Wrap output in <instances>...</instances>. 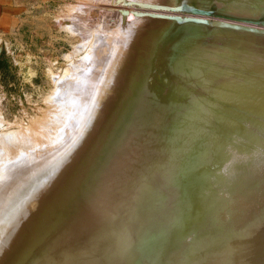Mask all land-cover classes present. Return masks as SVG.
Masks as SVG:
<instances>
[{
	"label": "bare ground",
	"instance_id": "6f19581e",
	"mask_svg": "<svg viewBox=\"0 0 264 264\" xmlns=\"http://www.w3.org/2000/svg\"><path fill=\"white\" fill-rule=\"evenodd\" d=\"M176 1L177 0H175L174 2H176ZM196 1H198L197 3H200V4L201 3L203 4L204 1L207 2V0H182L183 4H184V2H185V4H187V7H188V3H196ZM216 1L220 2V3H218V5L220 7H222V9H223V7L225 8L227 5V4L225 5L226 1L223 2L224 0H220V1L216 0ZM234 3H235V0H234ZM230 4H231V2H230ZM191 5L189 4L190 7H191ZM196 7H197V5H196ZM203 7H204V5H203ZM210 7H212V6H210ZM204 9L202 8L200 10H204ZM182 10H184V9L182 8ZM228 10L231 11L232 9H228ZM223 12H224V10H223ZM182 13H184V12H182ZM194 13H192V14H194ZM204 13H205V11H204ZM257 16H260V15H257ZM235 17H236V14H235ZM243 17H245V16H243ZM177 18H178V16L176 17V19ZM258 18H260V17H258ZM168 20L170 21V19H168ZM161 22L162 21L160 19H157V17L154 19L150 18V17H143V18L138 17V19L135 20V22H133L134 26H132V25H129L130 27L126 26L129 28L125 29V31H126V32L124 31L125 33L122 32V34L120 36H118V34L116 35L117 32H115V34H113V35L110 34V36L116 35L115 38L113 37L114 40L111 37H109V38L111 40H113V42L115 41V43L120 40L121 45L118 44L119 46L117 45V47H116V45L111 42L116 47V48L115 47L113 48L112 44H109L110 46H112L113 49L109 46L108 51L111 52L110 55H108L109 52H107V53L105 52L104 55L107 54L108 56L107 55L106 56L108 58L110 56H112V57H110V59L112 58V60H109V61L106 60V61H108V63L113 61L112 62L113 67L110 65L111 68L108 67L110 70L108 71V68H107V73H102V75L98 79L97 83L94 85L91 97H88L87 100L85 101V99H86V95H85V97L83 99L82 105H84V103H85V107L83 108L85 110L84 111L85 116L83 118V122L80 123L81 126L79 125L78 126L79 128H76V131H77L76 135L77 136H75L74 135L75 132L72 131L74 133L71 135L75 136V137L73 136L74 139L72 140L73 137L72 138L68 137L70 140L65 139L67 141L66 142L67 144L69 142H72V143H74L75 146H73V148L69 147V148H71V150L67 149V147L62 148V149L60 148V151L57 152V153H59V155L56 153V156L54 158L57 161V164H55L56 166L54 165L55 162L53 163V165L55 166L54 169L50 168L49 171L48 170H45V171L42 170V171H39L38 173H36L35 175L32 174L34 176L31 179L28 177L27 178V180L29 179L28 181L24 182V180H23V183L20 186H15V188H13V189L10 187H5V188L1 189V192H0V264H157V262L153 263V260H151V252H149V250L152 247L151 243H152V235L154 234V230H155L154 241H155V244H157V247L160 249V251H159L160 257L158 258V264H166L167 263V256H169L172 260H177V256H179L178 258L180 259V261L183 263H187V264H189V263L190 264H194V263L195 264H264V154L258 156V154L261 151L259 153H257V151H258V150L256 151L257 147H256V149H254L255 148L254 146L258 145V143L256 142L258 138L255 137L256 138L255 143H257V144H254V145L252 144L254 147L253 151L254 152L256 151V153H253V151H251L252 146L250 144L244 145V146H234L235 143L232 144L230 138L228 137L229 128H227L226 126H222L223 127L222 130L220 129L221 131H219L217 134L211 133V132L208 134H204L202 132L201 122H198V120L195 121L198 124L193 125L194 127H191L192 125L190 126L191 123L189 120L192 117H194V116H192V114L194 112L191 114L192 108L194 107V109H195L197 107L195 105L200 103L201 102L200 100L205 99L204 98L205 90H206L205 88H208V86H210L211 83H213L215 80H217L221 74L219 75V73H217V71H215V69H213V67L211 68L210 66L203 65L202 60L198 59V55L200 54L201 49L198 50L199 47H198V45L196 46L195 44L201 40H198L196 42V40L187 39V37H186V38H184V40L187 39V41L188 40L189 41L188 42L185 41V43L182 45V42L175 41L174 38H172L173 40L171 39V36H173L172 34L175 31L172 30L173 31L172 33H170L171 31L169 33H167L166 29H164L165 26H163L161 24ZM171 22H173V21H171ZM227 22H229V21H227ZM181 23H183V22H181ZM194 23H197V22H194ZM249 23H250V21H249ZM130 24H132V23H130ZM167 25H168V23H167ZM171 25H173V24L171 23ZM258 25H260V24H258ZM182 26L186 27L185 23ZM255 26L258 27L257 25H255ZM176 27H177V25L175 26V28ZM190 28H191V26H190ZM79 29H81V28H79ZM163 29L166 31L167 34H169V36L171 34V36L169 38V42L166 44L164 42L165 40L162 39L163 38L162 36L164 34ZM198 29H199V31L201 30L200 28H198ZM227 31L229 32V30H227ZM197 32L198 31H196V33ZM233 32H235V31H233ZM175 33H178V32H175ZM181 33H178L177 34L178 36L175 34L176 40L178 39L177 37H179V36H180V38H182L181 36L184 33L183 34H181ZM186 33H187V31H186ZM191 33H189V34H191ZM240 33H241V31H240ZM242 33H241V35H244V32H242ZM211 34H213V33H211ZM216 34H218V32ZM187 35L185 34V36H187ZM245 35H246V32H245ZM247 35H248V32H247ZM249 35H251V34H249ZM260 35H262V34H260ZM166 36L167 35H165V37ZM199 36L201 39V37H204L206 35L204 34V36H202V35H199ZM221 36L224 37V34L221 33ZM254 36L256 37V35H254ZM116 37H119L117 39V41L115 40ZM214 37H216V36H214ZM180 38H179V40H180ZM188 38H191V37L188 36ZM197 38L195 37L194 39H197ZM212 38L213 37L211 36V39ZM110 39H109V41H110ZM161 39L164 41H161ZM230 39H232V38H230ZM205 40H206V38H205ZM205 40H204V42H205ZM158 41H161V42L159 43ZM235 41H236V39H235ZM166 42H167V39H166ZM208 43H210V42L208 41ZM201 44H203V42H201ZM229 45H231V43L228 44V46ZM203 47H204V45H203ZM216 48H217V46H216ZM216 48H215V50H217ZM222 48H223V46H222ZM241 48L243 49L244 45L243 46L242 45H238V46L234 45V49L236 51L233 50L231 52H228V54L225 53L226 51L223 53V55L224 54L227 55V58H225L226 60L224 59L225 65H223L226 68V70L224 71L223 74L228 76L227 78H230V77L232 78L234 76L239 77V76L249 72L248 70L250 68L248 69V65L244 64L243 62L240 61L242 56L240 57V55L238 56L236 54V53H239L237 51H238V49H241ZM206 49L207 48H204V50H206ZM230 49H231V47H230ZM159 50L163 52L162 57H160V56L159 57L163 58L165 60V63L168 67L169 75H167V73H166L167 76L166 75L160 76L158 79L159 82H157L158 85L160 83V85H162L161 87L164 88L165 83L168 84V87L170 89L169 94L172 91H174V89L177 90L176 88H179V89L181 88L183 90H187V87H191L193 89L191 92V96L189 95L190 91L188 93H186L185 95L187 97L185 96V98H183V102L180 103L179 109H175V111H177L176 114L178 115V120H179L180 124L175 125L174 122H173V124L169 123V124H171L170 126L173 125L172 129H171L172 131L170 132V130H167V132L169 131L170 133L169 132L167 133V139H166L167 142L164 145L162 144V142H163L162 136L159 137V133L156 131V129L160 125L154 126L155 125L154 123H156L158 120L161 119L162 112H163V114H165L164 113L165 111H164V109L162 110V108L166 106V103H167L166 102L167 101L166 95L167 94L160 92L157 95L156 99L158 101L160 100L161 103L157 102L156 107L150 105L151 102L149 103L148 102L149 100L147 102H143L145 100L140 101L141 98H143L141 96H140V100H138L136 98L135 99L133 98V100L131 102H129V100H128L129 103L126 102L127 99H126V101L124 99V97H126L125 95H127L130 92L129 90H130L131 86H132V88L133 87L137 88V87L142 86V84H143L142 81L138 80V78L141 76V73H145L146 71H148V66H147V68H145L144 65L142 66V68L144 67L145 69H147L146 71H143L144 69H142L141 66H139L142 64L139 62L140 60H142V56H144V59H145V52H146L149 54V59H150V57L152 55L158 56V54L160 52L158 54H155V53H157ZM208 51H210V50H208ZM244 52H242V53H244ZM250 52H252V51L249 50V55H250ZM213 53H214V50H213ZM211 54H212V52H211ZM245 54H246V52H245ZM251 56H252V54H251ZM105 57H102V59L107 58V57L106 58ZM205 57L206 56H204V58ZM239 57H240V59H239ZM134 58H136V61H138L137 59H140L138 61L140 63L139 65L138 64L134 65V62H136L134 60ZM199 58H202V57H199ZM213 58H215V57H213ZM104 59L102 61H104ZM248 59H250V58H248ZM146 60L148 61V58ZM243 60H244V57H243ZM153 62H154V60H153ZM186 62H187V64L189 62V65L190 64L191 65L189 67L186 65V67H185ZM212 63H214V62H211V64ZM216 63H217V61H216ZM246 63H248V60ZM105 64L106 63H104L103 66H105ZM219 64H221V63H219ZM166 65H164V67ZM139 67L141 69H139ZM161 67H163V66H161ZM254 67H256V66H254ZM134 68H135L136 72L134 71L135 74H132ZM205 68H206V70H205ZM214 68H216V67H214ZM256 68L258 69V67H256ZM219 70H221V69H219ZM104 71H106V67H105ZM260 71H262V70H260ZM257 72L258 71H256V73ZM161 74H163V73H161ZM201 74L204 75V77H205V78L202 77L203 80L206 79L208 81V86L206 85L205 81L203 83H202V80H200L199 82H196V79ZM91 76H92V74H91ZM258 76L255 78H258ZM146 77H145V80H147ZM245 77H247V76L245 75ZM252 77H253V74H252ZM227 78H225V79H227ZM139 79H141V78H139ZM242 79L237 78V80H235L232 83L230 81H229L230 83L223 81V82H225L223 84L224 86L222 87V88H224V90L220 89L221 92L223 91L222 94L221 93L218 94L219 92L217 93V95L216 94L214 95L213 93H209V94H213V96H217V99L219 101H220V99H222V97L220 96L221 98H219L218 95L223 96V94H224L223 98L225 96L229 97V99L235 98V99H237V101L235 103L240 102V101H238L240 95H245V94H242L243 93L242 90L245 88L247 89L246 85L250 82L249 81L246 84V82L248 80L245 82ZM258 79H256V80L260 81ZM261 79H264V78H262V76H261ZM132 80L135 82H132ZM153 80H155V79H153ZM189 81L194 82L195 84L191 83V85H190ZM130 82H132L131 84H133V85L135 83V85L134 86L131 85ZM256 82H253V83H256ZM215 84H216V82H215ZM218 84H216V87ZM260 84H258V85H260ZM262 84L259 87H261V86L263 87ZM80 85H81V83L76 84L74 86V90L72 92V95L76 94L77 90L80 89ZM129 85H131V86H129ZM254 85L252 84L253 87H254ZM143 86L150 88V89L154 88L152 81H145ZM220 87H221V85H220ZM91 88L92 87H89V89H91ZM209 89H211V88H209ZM255 89H256V87H255ZM167 90L168 89H164L165 92H167ZM211 90H213V89H211ZM211 90H210V92L216 91V90H213V91H211ZM256 90L258 92H260L259 90H263V88L262 89L257 88ZM133 91H135V90H133ZM257 91L255 92L256 94H257ZM208 92H209V90H208ZM245 92L247 93V90ZM261 92H263V91H261ZM130 93H132V91ZM152 93H154V92H152ZM152 93H150V94H152ZM193 93H196V97L195 96L192 97ZM209 94H208V96H207V93L205 95V97L207 96L206 97L207 99L209 98ZM259 94H261V93H259ZM61 95H62V93H61ZM170 95H172V94H170ZM188 95H189V97H188ZM263 95H264V93H263ZM177 96H179V95H177ZM210 96L212 98V95H210ZM127 97H128V95H127ZM226 97H225V99L227 100L228 98H226ZM243 97L246 98L247 96L245 95ZM252 97H253V95H252ZM211 98L209 100H211ZM257 98H258V96L256 97V99ZM261 98H263V97H259V99H261ZM207 99H205L206 102L208 101ZM213 99H214V97H213ZM217 99L216 100L214 99V100L217 101ZM229 99H228V101L224 100V102L223 101H221V102L223 104L226 103L225 105H227V104L230 105V104H232L230 102L235 100V99H233V100L230 99L231 101H229ZM146 100H147V98H146ZM169 101H171V100H169ZM198 101H200V102H198ZM260 101H262V100H260ZM62 102H64V100ZM123 102H126V104L128 103V106L127 107L125 106L126 108L122 107L124 109L121 110L122 112H120V109H122L120 107V105L125 104V103L122 104ZM178 102H180V101L178 100ZM211 102H212V100H211ZM221 102H218V103H220L219 105L222 104ZM60 103H61V101H60ZM212 103H210V106H213L216 104L215 102H214L215 104L214 103L212 104ZM173 104H175V103H173ZM200 104H198L200 106L199 109L202 107ZM207 104H209V103H207ZM251 104L253 105V107L254 106L257 107V105H254L255 103H251ZM205 105L206 104H204L203 107ZM219 105H218V108H219ZM229 105H227V108L232 107V105L231 106H229ZM236 105L238 106L239 103ZM215 106H217V104ZM119 107H120V109H119ZM244 107L245 108H243V109L240 108V109L243 110L242 115L245 114V116H246V114L249 112L250 109L247 112V110H245L246 106H244ZM256 107H254V108H256ZM175 108H177V107H175ZM220 108H223V107H220ZM202 109L200 111L203 113ZM161 110H162V112H161ZM170 110L172 111V109H170ZM215 110H216V107L214 108V110L212 109V112L213 111L215 112ZM233 110H235V109H233ZM237 110H235V111H237ZM251 110H250V113L252 114V112H254V111L251 112ZM61 111L57 112L54 117H51V119H49V121H46L47 123L45 124V127H43L44 123H42V127L45 130L43 135L47 136V138H49L48 137L49 135H53L54 133L57 132V128L59 125L58 126L56 125L57 120H58V118H56V117H59L60 115H62ZM210 111L209 110H208V112L206 111L207 114L209 113L208 114L209 117L214 115V114L212 115V113ZM219 111H220V109H219ZM221 111H222V109H221ZM226 111H229V110H226ZM226 111L224 110V112L223 111L222 112L226 113ZM245 111H246V113H244ZM257 111H255V112L257 113ZM262 111H260V112L262 115H264L263 114L264 109ZM115 112H117V114H120L117 116V118L114 116L116 114ZM201 112L199 113L200 115H201ZM222 112L219 114H222ZM238 112L240 113V111H238ZM238 112H236V113H238ZM172 113H173V111H172ZM210 113H211V116H210ZM227 113L231 116V114L233 115L234 112L231 113V110H230V113L229 112H227ZM81 114H83V113H81ZM203 114H202V116H203ZM217 114H218V111H217ZM261 114L259 113L258 115L261 116ZM129 115L134 116V118L133 119L131 118L132 120H130V121H135V122H133V124L136 123L138 125V122H141L139 124H141V126H142L143 124L146 125V123H150L151 126L149 125L150 127L149 126L148 127L151 129L152 133L150 131L149 132L146 131V133H144V134H146L145 136H147V133L148 134L151 133V135L149 134L148 139H146L147 137H145L143 135V130H141L140 128L138 129L136 127V124L134 126H130L131 125L130 124L124 130H122L123 128L122 129L120 128L121 130L119 129V127L121 125H124L123 123ZM247 115L248 116H246V117L250 116L249 114H247ZM258 115H257V117H258ZM79 116H80V113H79ZM111 116H113V119L115 117V119H114L115 123L113 124V128L109 133H108V131H106L108 134L104 133L105 131L102 129L103 127H101V129H100L101 131L103 130L102 131L103 134H101L102 132L101 133L97 132L98 134H101L102 136L105 134H107V135H106V137L105 136L102 137L99 135L100 138L105 137L103 142L99 140L100 138L98 136L99 139L97 138V140H99L101 143V144H99L100 146L98 145L99 148L96 146L98 144L97 140H96V142H95V140H93L94 143H97L95 145L97 147L96 148L97 150L94 149L95 153H93L94 155H92V159H91V157L88 156L91 159V160H89L87 155L92 154L91 153L92 149H89V148H91V146L93 145V144L90 145V141H91L92 135L95 133V127L97 125H101V124H103L104 126L105 125L108 126L107 124H105V122L107 121V119L109 121ZM202 116L200 118L197 115V119L205 118V116L203 118H202ZM233 116H235V115H233ZM233 116H232V118H233ZM238 117L240 118V116H237V118ZM173 118L174 117L172 116V119ZM227 118H228V115H227ZM234 118L236 119V117H234ZM253 118H251L250 121L251 122L253 121L256 123L257 121H254V119H257V118H254V119ZM80 119H82V118H80ZM111 119H112V117H111ZM123 119H125V120L123 121ZM129 119H130V117H129ZM195 119H196V116H195ZM241 119H242V117H241ZM243 119H245V118L243 117ZM243 119L242 120L239 119V120L243 122L244 121ZM246 119L248 120V118H246ZM173 120H171V121H173ZM191 120H193V119H191ZM247 120L245 122H247ZM111 121H109V123H111ZM199 121H201V120H199ZM202 121H203L202 122V124H203L206 120H202ZM258 121L260 123V120H258ZM76 122H77V120H76ZM263 122H261V123H263ZM205 123L203 125H205ZM218 123L220 124V122H218ZM248 123H249V121H248ZM183 124L186 126V132H184V135H183L184 140L182 141L181 146L178 148L177 133L178 132L180 133L182 131L181 128H182ZM222 124H224V123H222ZM257 124L258 123H256V125ZM250 125L253 126L254 124H250ZM138 126L140 127V125H138ZM175 126H177V127L175 128ZM247 126L248 125H246V127ZM252 126H249L250 129ZM263 126H264V124H263ZM52 127H54L53 131L51 130ZM72 127H73V125H72ZM236 127H238V126L236 125ZM260 127H258V128H260ZM116 128H118V130ZM135 128H137V131L141 130V132L135 131ZM167 128H168V126H167ZM208 128H210V127H208ZM105 129H107V128H105ZM108 129L110 130V128H108ZM74 130H75V128H74ZM244 130H245V128H244ZM253 130H255V129L252 128L251 131H253ZM258 130L260 131V129H258ZM41 131H43V130H41ZM164 131L165 130L163 129V132ZM184 131H185V128H184ZM251 131H249V132H251ZM262 132H264V131H262ZM97 133H96V135H97ZM137 133L138 134L140 133V140H138V141H141L140 144H142V145L140 147V150L142 149L143 151L141 150L140 155H138V153L137 154L135 153L136 154V158H135V156H132V155H134L132 153L137 148L135 145L136 144L135 140H134L135 135ZM185 133H187L186 138H185ZM258 133L255 134L257 137H258V135H257ZM182 134H183V132H182ZM261 136H263V134H261ZM95 137H97V136H95ZM136 137H137V135H136ZM33 138L34 137L32 136L31 132H23V133L22 132L21 133L12 132V133H9L7 135H3V137L0 138V161L5 160L6 157H10V155L12 154L11 153L12 151H16V150L18 151L19 148H25L26 146H28V141L34 140ZM137 138H139V136ZM240 138L242 139V137H240ZM93 139H95V138H93ZM261 139H258L259 142L264 141V139H262V141H261ZM146 140H148V141L146 142ZM127 141L131 145L129 147L125 144L126 148L128 147L126 149V148H124L125 147L124 143ZM248 142H250V141H248ZM263 143H262L260 149H263L262 148ZM31 144H32V142L30 143V145ZM39 144H40L39 142H34V144H32V146H38ZM67 144H65V145H67ZM107 144L111 145V146H108ZM144 144L146 146L145 148L148 147V149H149L148 151H147V149L144 150ZM65 145L63 147H65ZM17 146L19 148H16ZM162 146H163V148H162ZM259 146H258V148H259ZM175 147H177V149H179L180 152L183 149L182 163H183V165H186L187 168H189V172H190L189 177H186V180H187L186 185L188 184L190 191L186 192L185 195L187 196V193H191V194H189V199L191 200V203H193L194 205L197 203L196 208H193V210L191 212H193L194 216H195L193 219H196V221L198 222V228L200 227L199 233H201V234H199V237H200L201 241H200V245H196V247H191V249H190L191 253L185 252V248L178 249L176 246V244L178 242L180 243V246H181V243L183 240L186 241L187 240L186 238L192 237L191 234L186 232V229H190V227H191V226H189V223H187V219H185L187 217V212L183 211L182 218L184 219V223H182V225L179 228H178V223H177L176 217H174L172 211L170 212V206L173 207L172 201H170V199L172 200L173 198H175V187L177 185V182H176L177 179L174 177L172 167H170V162H171V159L173 157ZM110 148L112 150H110ZM78 149H80V150H78ZM90 150H91V152H89V154H87V152ZM76 151H77V155H74V154H76L75 153ZM101 151L104 153H101ZM137 151H139V149H137ZM193 151H196V155ZM108 152H109V154L112 155V156L110 155V157H112V159L114 157V160L115 159L118 160L117 163L113 166H111V165H109V163H107L109 160L107 162H104L105 164L106 163L108 164L107 166L102 164V157H104L103 160L105 161L106 156H107L106 154ZM99 153H101V154H99ZM263 153H264V151H263ZM97 154H99L101 157V163H99L97 161L98 164H96V166L94 167L96 169V171L94 172L89 167L91 165H93V166L95 165V164H93V162H94L95 158H98V156H96ZM84 156H86L87 158H85V159H88L90 162L88 163V160H83V161H87V163H88V164H86L85 168H83V170L76 175H75V173H76L75 172L74 173L75 176L71 175L72 171H74L73 169L75 168V165H77V162L81 158H83ZM100 157H99V159H100ZM107 157H109V155ZM160 157H163L164 164H162ZM178 159H179V157H178ZM72 160H74V161H72ZM114 160H111V161H114ZM47 162L48 161H46V163ZM84 163H86V162H84ZM176 163H178V161ZM81 165L82 164H80V166ZM38 166H40V165H38ZM93 166H91V168H93ZM173 166H175V165H173ZM31 168H33V167H31ZM86 168L90 169V171H88L89 173L86 172V170H87ZM91 170H92V172H94V174L96 173L97 175L99 174V172L101 173L102 171H104V172H106V176L108 178V179L107 178L102 179L103 181L99 180L101 185L99 187L97 185V187L94 188L95 190H92V191H90L89 189H91L90 188L91 187V181L95 177H93V174H91ZM75 171H76V168H75ZM97 171H98V173H97ZM34 172H36V171H34ZM28 173H30V172H28ZM146 173L150 175L149 176V178H150V184L149 185L152 184V186L155 187L153 189V191L155 189H158V191H159V188H158L159 186H161V188H163V189L160 188L161 190H163L162 195H161L162 197L160 198V195H158V193H156V192L155 193L158 196H156V194L154 192H152L153 194L152 193H148L147 195L145 194L144 197L143 196L142 197L146 199L145 196H147L146 201H147V203H149V204H147L149 206L146 207V204H144L145 206H143V207L147 208V209L144 208V210L143 209L141 210V207H140L141 211L147 210L146 214H144L145 212L144 213L142 212L145 216L143 215L141 217L140 216L138 217L137 216L138 214H134L137 216V217L135 216L136 218L134 217L135 219H133V218L132 219H126L125 217H124L125 219H121V218H123V216L125 214V213L122 214V211L124 212V210L127 209L126 207H128V210H129L130 209L129 207L132 208L136 204L135 203L136 201H134L132 199L134 196L132 194H136V192L137 193L141 192L142 194H140V195H143L144 192L138 191V189H139V187H140V189L141 188L145 189V188H143L141 186L136 187V185L142 184V183L137 184V183H139V180L137 178H139L143 174L145 175ZM83 174H84V176H87V175L89 176L88 178L84 177L85 178V179H83L84 182L82 181V178H81V176ZM96 174H95V176H96ZM145 176L147 177L148 175H145ZM145 176H144V180L146 181L149 178L145 179ZM1 177H3V176H1ZM1 177H0V179H1ZM99 177H100V175H99ZM80 178H81L82 184L79 181ZM98 178H95L93 181L95 182V180ZM140 178L142 179V177H140ZM136 179L138 180V182L135 185L132 182L135 181ZM141 179H140V181H141ZM2 180H5V179L2 178ZM148 181H147V187H148V183H149ZM156 182H157V184H159V186L156 184ZM89 184H90V187H88ZM128 184H129V187L132 188L131 190H129V192H130L129 195L130 194L131 195L128 198H124L125 193H126L125 191L127 189H130L129 187H127ZM180 185H181V183H180ZM183 185H182V189H183ZM93 187H94V185H93ZM147 187H146V189H147ZM132 191L135 193H133ZM183 191H184V189H183ZM127 194H126V197H127ZM160 194H161V191H160ZM194 196H196V197L194 198ZM129 198H131L133 200V202L135 203L133 206H131V204L133 202L131 203V200H129ZM137 203L139 204L141 202H137ZM117 205H120L121 209L119 208L118 210H121V212L120 211L117 212V210H116L117 208L115 209V207H117ZM139 205L137 206V208H139ZM122 207H123V210H122ZM130 210L132 211V209H130ZM136 210L137 209L134 210L135 211L134 213L140 212L139 209L137 210L138 212H136ZM116 212H117V215L113 214V216L114 215L116 216V217H114V219H113V217H109L112 219L107 220V219H104V217H103L104 216L103 214L110 215V213H116ZM130 213H132V212H130ZM126 215H127V213H126ZM127 216L129 217V215H127ZM132 216H130V217H132ZM106 217H108V216H106ZM199 219H201V220L204 219V220H202V222L199 223ZM125 221H128V222L125 224ZM221 231H223V233H224L223 238L219 237ZM176 232L177 233L181 232L182 233L181 235H184V237H182L181 239H179L178 237L176 238ZM186 246H187V248L190 247V246H188V244Z\"/></svg>",
	"mask_w": 264,
	"mask_h": 264
},
{
	"label": "rangeland",
	"instance_id": "374dc122",
	"mask_svg": "<svg viewBox=\"0 0 264 264\" xmlns=\"http://www.w3.org/2000/svg\"><path fill=\"white\" fill-rule=\"evenodd\" d=\"M172 1L171 0L170 1L169 0H167V1L166 0H149V1L148 0H12V6H13L12 22L8 23V25L6 26L8 28V30H11V32H9L5 36L6 38H3V37L0 38V44H2V47H3L2 54H1L0 58L2 57V60L4 59L2 64L0 65V136L3 137V135H7V134L12 133V132H19V133L31 132L32 136L34 137L33 138L34 140H31V141L29 140L28 146H26L25 148H19L17 146L16 148H19L18 151L17 150L12 151L11 152L12 154L10 155V157H6L5 160L0 161V177L3 176L0 179V192H1V189L5 188V187H10L13 189V188H15V186H20L23 183V180H24V182L28 181L29 180V179L27 180L28 177L31 179L39 171H42V170L43 171H45V170L49 171L50 168L54 169V167L56 166L55 164H57V161L54 158L56 156V153L58 151H60V148L62 149V148L67 147V149L71 150V148H73V146H75L74 143H72V142H69L67 144L66 140L67 139L70 140L69 138H72L74 135L77 136L76 135V132H77L76 128H79L78 126L79 125L81 126L80 123L83 122V118L85 116L84 115L85 110L83 108L85 107V103H84V105H82L83 104L82 102H83L85 95H86V99H85V101H86L88 97H91L94 85L97 83V81L100 78V76L102 75V73H107V68L108 67L111 68V66H112L113 61L108 63L109 60H112V58L110 59V57H112V56H110L109 58L107 57L111 53L108 51L109 46H110L109 44L114 43L116 45V47L118 44L121 45L120 40L118 42H116L117 44L115 43V41L113 42L115 36L117 34H118V36H120L122 34V32L125 33L126 32L125 29L129 28L130 27L129 25L134 26L133 22H135V20H137L138 17L139 18L150 17L153 19L157 17V19H160L162 21L161 24L163 26H165L164 29H166L167 33H169L170 31H171L170 33H172L173 32L172 30H174L175 32H178V33L182 32L181 34L184 33L181 36L182 38H180V36H179V37H177L178 38L177 40L175 39V36L178 33L174 32L172 34L173 36H171V34H170L171 39L174 38L175 41L182 42V45L185 43V41H187V39H193V40H196V42L198 40H201L195 44L196 46L198 45V47H199L198 50L201 49L200 54L198 55V59L202 60L203 65L210 66L211 68L213 67V69H215V71H217V73H219V75L221 74L217 80H215L214 82L212 81L214 84H215V82H216V84L219 83L217 85L218 88L216 87V84L214 85L213 83H211L210 86H208V81L206 79L203 80V78H205V77L202 74L198 77L199 79L198 78L196 79V82H199L200 80H202V83H203L205 81L206 85L208 86V88H205L206 89L205 95H206V93H207V96L209 93H213L214 95L215 94L217 95L218 92H219L218 94H220V93L222 94L223 91L221 92V90H224V88H222L224 86L223 84L225 82H229V81L232 83L235 80H237V78H240V79L243 78L242 80L245 82L248 80L246 82V84L250 81L246 85L247 89L245 88V89H243L244 91L242 90V92H243L242 94H245L247 96L246 97L247 99L243 97L245 95H240V97L238 99V101H240V102L235 103L237 101V99L233 98L235 100L230 102L232 104H230V105L227 104L229 106L232 105L231 108H229V107L227 108V105H225L226 103L223 104L221 102V101L224 102V100H226L225 99L226 96L223 98L224 94H223V96L218 95L219 98L222 97V99H220V101L217 99V96H213V94H209L208 99L206 98L207 96L205 97V95H204V98L207 99L208 101L206 102V100L204 98H203L204 100H200L201 102L198 101L201 103V104L200 103H198V104H200L202 107L199 109L200 106L197 104V105H195V106H197L195 109H194V107L192 108L191 114L194 112L192 114V116H194V117H192L191 119H193L194 121L191 119L189 121L191 123L190 126L192 125L191 127H194L193 125L198 124L195 121L198 120V122H201L202 132L204 134H208L210 132L217 134L219 131L222 130V128H223L222 126H226L227 128H229L228 137L230 138L232 144L235 143L234 146H244V145L250 144L252 146L251 151H253L254 147H255L254 149H256V147H257V149H256V151L258 150L257 153H259L261 151L258 154V156L264 154L263 153V151H264L263 150L264 149V143L263 142L264 141L259 142V140H258L261 138L264 139V132H262V131H264L263 130L264 129V126H263L264 115H262L260 112L264 109V106H263L264 105V103H263L264 102V95H263V93H264V83H263L264 79H261V76H262V78H264V76H263L264 75L263 74L264 73V58H263L264 57V38H263L264 37V30H263L264 29V9H263L264 8V0H260V1L259 0L258 1L257 0H235V3H234V0H224L223 2L226 1L225 5L226 4L227 5L225 8L223 7V9H222V7H220L218 5V3H220V2H217L216 0H213V1L207 0V2L204 1L203 4L197 3L198 1H196V3H188V7H187V4H185V2L183 4L182 0H177L178 2L177 1L174 2L175 0H172ZM230 2H231V4H230ZM189 4L190 5L192 4L191 7L189 6ZM196 5H197V7H196ZM203 5H204V7H203ZM210 6H212V7H210ZM182 8L184 10H182ZM202 8L203 9L205 8V9L200 10ZM228 9H232V10L230 11ZM223 10H224V12H223ZM204 11H205V13H204ZM182 12H184V13H182ZM192 13H194V14H192ZM235 14H236V17H235ZM257 15H260V16H257ZM177 16H178V18L176 19ZM243 16H245V17H243ZM258 17H260V18H258ZM168 19H170V21ZM171 21H173V22H171ZM227 21H229V22H227ZM249 21H250V23H249ZM181 22H183V23H181ZM194 22H197V23H194ZM217 22H221L222 24L218 25ZM130 23H132V24H130ZM167 23H168V25H167ZM171 23L174 26L171 25ZM184 23H185L186 27L182 26V25H184ZM257 23L260 25H258ZM176 25H177V27L175 28ZM255 25H257L258 27H256ZM126 26H129V27H126ZM190 26L192 29L190 28ZM252 27L254 28V30H252ZM79 28H81V29H79ZM198 28H200L201 30L199 31ZM164 29H163L164 34L162 36L163 37L162 39H164L165 41L162 39H161V41H164L166 44L169 42L170 36H169V34L166 33V31ZM194 29L198 32L196 33V31ZM185 30L187 31V33ZM227 30H229V32ZM233 31H235V32H233ZM240 31H241V33L244 32V35H241ZM115 32H117L115 36H110V34L113 35V34H115ZM217 32H218V34H216ZM245 32H246V35H245ZM247 32H248V35H247ZM189 33H191V34H189ZM211 33H213V34H211ZM221 33L224 34V37L221 36ZM259 33L262 35H260ZM185 34L186 35L188 34V35L185 36ZM204 34L206 36H204ZM249 34H251V35H249ZM165 35H167V36L165 37ZM199 35H202L204 37H201V39H200ZM254 35H256V37ZM188 36L191 38H188ZM211 36L213 37L212 39H211ZM214 36H216V37H214ZM109 37H111L113 40H111ZM186 37H187V39L184 40V38H186ZM195 37L196 38L198 37V38L194 39ZM118 38L119 37H116L115 40L117 41ZM179 38H180V40H179ZM205 38H206V40H205ZM230 38H232V39H230ZM234 38L236 39V41ZM109 39H110V41H109ZM166 39H167V42H166ZM204 40H205V42H204ZM161 41H158V42L160 43ZM208 41L210 43H208ZM201 42H203V44H201ZM230 43H231V45L228 46V44H230ZM114 44H112L113 48L115 47ZM203 45H204V47H203ZM234 45L235 46H238V45L243 46L244 45V48L238 49L237 52H239V53H236V54L238 56L240 55V57L242 56L241 57L242 60L239 57L240 61L243 62L244 64H247L248 69L249 68L250 69L248 70L249 72H247V73H245L239 77L234 76L232 78L231 77L227 78L228 76L223 74L224 71L226 70L225 66H223V65H225L224 59L227 58L226 54H228V52L235 50ZM112 46H110V47L112 48ZM216 46H217V48H216ZM222 46H223V48H222ZM230 47H231V49H230ZM204 48H207V49L204 50ZM215 48L217 50H215ZM208 50H210V51H208ZM213 50H214V53H213ZM249 50L252 51V52H250V55H249ZM244 51L246 52V54ZM105 52L106 53L109 52L108 55L106 54L107 56L104 55ZM211 52L213 55L211 54ZM224 52L226 54L223 55ZM242 52H244V53H242ZM155 54H158V56L152 55L149 59V54L145 52V59H144V56H142V60L137 59L138 61L140 60L139 62L142 63L141 65H139L140 63L138 61H136V58H134V60L136 61V62H134V65L138 64L139 66H141V68L143 65L145 66V68H147V66H148V71H146L147 69H145L144 67L142 68V69H144L143 71H146L145 73H141V76L139 77L141 79L143 78L142 80L138 78V80L142 81V83H143V84L141 83L142 86L139 85L140 87H137V88L133 87L134 88L133 89L131 86V85H133L131 83L135 82V81H133L134 80L133 79L132 82H130L131 85H129V86H131V88L129 87L130 88L129 91L130 92L132 91V93L129 92L127 94L129 98L127 97V95H125L127 98L124 97V99H125V101L127 99L126 102H128V100H129V102H131L133 100V98L140 100V96H141L143 98H141L140 101L145 100L143 102H147L149 100L148 102L149 103L151 102L150 105L156 107L157 102L161 103L160 100L158 101L156 99L157 95L160 92L167 94L166 95V100H167L166 102L167 103L165 106L166 108L165 107L162 108V110L164 109L165 114H163V112L161 110V112H162L161 119L158 120L156 123H154L155 124L154 126L160 125L157 128L158 130L156 128L155 129L159 133V137L162 136V139H163L162 144L164 145L167 142V140H166L167 139V133L169 132V131L167 132V130H170V132L172 131L171 129H172L173 125L172 126H170V125L173 124V122L175 125L180 124V122L178 120V115L176 114L177 111H175V109H179L180 103L183 102V98H185L186 93H188L190 91L189 95L191 96V92L193 89L191 87H187V90H183L181 88L180 89L176 88L177 90L174 89V91H172L170 93L172 95H170L169 94L170 89L168 87V84L165 83L164 88L161 87L162 85H160V83L158 85L157 82H159L158 81L159 77L163 76V75L165 76L166 73H167V75H169V72H168V67L165 63V60L163 58H160V57H162L163 52L159 50ZM251 54H252V56H251ZM203 55L206 56L205 57L206 59L204 58ZM102 57L106 58V59L103 58L105 62L102 61L103 60ZM199 57H202V58H199ZM213 57H215V58H213ZM243 57H244V60H243ZM147 58H148V61L146 60ZM248 58H250V59H248ZM106 60H108V61H106ZM153 60H154V62H153ZM247 60H248V63H246ZM216 61H217V63H216ZM211 62H214L215 64L214 63L211 64ZM104 63H106L105 66H103ZM219 63H221V64H219ZM164 65H166V66L164 67ZM186 65L189 67L191 64L189 65V62H188V64L186 62L185 67H186ZM253 65L258 67V69L256 67H254ZM161 66H163V67H161ZM105 67H106V71H104ZM214 67H216V68H214ZM109 68H108V71L110 70ZM141 68L139 67V69H141ZM219 69H221V70H219ZM259 69L262 71H260ZM205 70H206V68H205ZM134 71H135V68L133 69L132 74H135L136 71L135 72ZM256 71H258V72L256 73ZM161 73H163V74H161ZM91 74H92V76H91ZM252 74H253V77H252ZM245 75L247 77H245ZM257 76H258V78L259 77L260 78L259 79L255 78ZM145 77L147 80H145ZM225 78H227V79H225ZM153 79H155V80H153ZM256 79L260 80L261 82L257 81ZM145 81H152L154 88L150 89V88L144 87L143 85H144ZM223 81H225V82H223ZM189 82H190V85H191V83L195 84L194 82H191V81H189ZM253 82H256V83H253ZM259 82L261 84L263 83L262 84L263 87L262 86L259 87L261 85ZM79 83H81L80 89H78L79 91L77 90L76 94L72 95V92L74 90V86L76 84H79ZM252 84L253 85L255 84L254 87L252 86ZM258 84H260V85H258ZM134 85H135V83H134ZM220 85H221V87H220ZM89 87H92V88L89 89ZM255 87H256V89L257 88H260V89L263 88V90H259L260 92H258L255 89ZM209 88L216 90V91H213ZM164 89H168L167 92H165L166 90L164 91ZM207 89L209 90V92ZM133 90H135V91H133ZM210 90L213 92H210ZM246 90H247V93L245 92ZM256 91H257L258 95L255 93ZM261 91H263V92H261ZM152 92H154V93H152ZM61 93H62V95H61ZM150 93H152V94H150ZM259 93H261V94H259ZM177 95H179V96H177ZM189 95H188V97H189ZM210 95H212V98ZM252 95H253V97H252ZM256 95L258 96L257 99H256V97H257ZM194 96L196 97V93L192 94V97H194ZM213 97L215 100L217 99V101L221 102L222 104L219 105L220 103L215 101L213 99ZM259 97H263V98L259 99ZM146 98H147V100H146ZM210 98H211L213 103L215 102L217 104V106H215L216 105L215 103H214L215 105L210 106V103H212L211 100H209ZM226 98L229 99V97H226ZM228 99L226 101H228ZM230 99H229V101L233 100V99H231V100ZM63 100H64V102H62ZM169 100H171V101H169ZM178 100L180 102H178ZM260 100H262V101H260ZM60 101H61V103H60ZM126 102H123L122 104H124V103L125 104L120 105V107L126 108L128 106V103H129L128 102L126 104ZM173 103H175V104H173ZM207 103H209V104H207ZM238 103H239V105L237 106L236 104H238ZM251 103H255L254 105H257V107L254 106V107H256V108H254ZM204 104H206L204 106L205 108L203 107ZM218 105H219V108H218ZM243 105L246 106L245 110H247V112L249 109L251 110L253 108L251 110V112L254 111V112H252V114L250 113V110L247 113L250 115L249 117H246V116H248L247 114H246V116H245V114L242 115L243 110H241L240 108H242V109L245 108ZM120 107H119V109H120ZM175 107H177V108H175ZM213 107L214 108L216 107L215 112L213 111L214 113L212 112V109L214 110ZM220 107H223V108H220ZM124 108L120 109V112H122L121 110H123ZM170 109H172L173 113ZM201 109L203 110L204 114L200 111ZM219 109H220V111L222 109L223 112H224V110L225 111L229 110V111H226V113H223L221 111L222 114H219V113H221L219 111ZM233 109H235V110L238 109V110L235 111ZM208 110L209 111L211 110L210 112L212 113V115L213 114L214 115L211 116V113H210L211 117H209V115H208L209 113L207 114ZM230 110H231V113L234 112L233 115H235V116H233L232 114L230 116L227 113V112L230 113ZM59 111L62 112V115H60L59 117H56V118H58L56 125L57 126L59 125L57 128V132L54 133L53 135H49L48 136L49 138H47V136L43 135V133L45 131L43 129V127H45V124L47 123L46 121H49V119H51V117H54L55 114ZM217 111H218V114H217ZM238 111H240V113ZM255 111H257V113ZM200 112H201V115L199 114ZM236 112H238V113H236ZM258 112L261 114V116L258 115L259 114ZM79 113H80V116H79ZM81 113H83V114H81ZM115 113L117 114V112H115ZM195 113L200 118L203 114L202 118L204 116H205V118L197 119V115ZM244 113H246V111ZM116 114L115 115L113 114V115L117 118V116L120 114H117V115ZM226 114L228 115V118H227ZM256 114L258 115V117ZM172 116L174 117L173 118L174 120L172 119ZM195 116H196V119H195ZM232 116H233V118H232ZM237 116H240V118L239 117L237 118ZM111 117H112V119H111ZM111 117H110L109 121L112 120L111 121L112 124L109 123L108 119L105 122V124H107L109 127L106 125H105L106 126L105 127L103 124L97 125L98 127L97 126L95 127V133L92 135V138L90 141V145L93 144L92 145L93 147L92 146H91V148H89L90 146L88 147L89 149H92V152H91V150L87 152V154H89V152H91L92 154H89V155L86 154L87 157L89 156L92 159V155H94L93 153H95V150H97L96 148L97 147L99 148V146H100L99 144H101L100 141L103 142L106 135L112 130L113 124L115 123V120H114L115 117H114V119H113V116H111ZM129 117H130V119H129ZM234 117H236V119ZM241 117H242V119H243V117L245 118V119H243L244 120L243 122L240 121V120H242ZM253 117L257 118V119H254ZM80 118H82V119H80ZM131 118L133 119L134 116L129 115L126 120L123 119V121L125 120L123 123L124 125H121L119 127V129L123 128L122 130H124L130 124H131L130 126H134L136 123L133 124V122H135V121H130V120H132ZM246 118H248V120ZM251 118H253L254 121H257L256 123H258V124L256 125V123L253 121H252L253 122L252 123L250 121ZM76 120H77V122L78 121L79 122L77 123ZM171 120H173V121H171ZM199 120H201V121H199ZM202 120L207 121V122L205 121L206 123L204 122L205 125H203L204 123L202 124V122H203ZM216 120L218 122H220V124ZM246 120H247V122H245ZM258 120H260V123ZM248 121H249V123L251 122L250 124H254V125L253 126L250 125L248 123ZM261 122H263V123H261ZM42 123H44L43 127H42ZM139 123H141V122H138V125H140V127L137 124H136V127L138 129L140 128L141 130H143L144 136L146 135V134H144V133H146V131L151 132V129L149 128L151 126L150 123H146V125L143 124L142 126ZM169 123H171V124H169ZM222 123H224V124H222ZM244 123L248 126L246 127V125ZM72 125H73V127H72ZM236 125L238 127H236ZM167 126H168V128H167ZM184 126L185 125L183 124V126L181 128L182 131L180 133L179 132L177 133L178 148L181 146L182 141L184 140L183 135H184V132H186V126L185 127ZM249 126H252L251 129L253 128L256 131L255 130L251 131ZM101 127H103L102 129L105 131L104 133H107L106 131H108L107 134L103 135V136H105L104 138H102L103 136L101 135V134H103V132H102L103 130L102 131L100 130ZM176 127L177 126H175V128ZM208 127H210V128H208ZM258 127H260V128H258ZM74 128H75V130H74ZM105 128H107V129H105ZM108 128H110V130ZM137 128H135V131H137ZM184 128H185V131H184ZM244 128H245V130H244ZM53 129H54V127H52L51 130L53 131ZM116 129L118 130V128H116ZM163 129L166 132L165 131L163 132ZM258 129H260V131ZM41 130H43V131H41ZM141 130L137 131V132H141ZM72 131H74L75 133ZM249 131H251V132H249ZM97 132L98 133L102 132V133L98 134ZM182 132H183V134H182ZM255 132L258 133L257 134L258 137L255 135L256 134ZM73 133H74V135L72 136L71 134H73ZM96 133H97V135H96ZM151 133H149V134L151 135ZM149 134L147 133V136H145V137H147L146 139H148ZM261 134H263V136H261ZM99 135L102 136L101 137L102 139L100 138ZM136 135H137V137L139 136V138H137ZM136 135H135L134 140H135V143H136L135 145L137 148L134 150L135 152L133 151V153H132V154H134L132 156H135V158H136V154L138 153V155H140L141 150H142V149L140 150V147L142 145V144H140L141 141H138V140H140V133L139 134L137 133ZM95 136H97V137H95ZM98 136L100 139L98 138ZM186 136H187V133H185V138H186ZM74 137L72 138V140L74 139ZM240 137H242V139ZM255 137L258 138L257 141H256ZM93 138H95V139H93ZM97 138L100 141L97 140ZM262 139H261V141H262ZM93 140H95V142L97 140L98 144L94 143ZM147 141L148 140H146V142ZM248 141H250V142H248ZM255 141L258 143V145H255L253 147L254 144H257V143H255ZM31 142H32V144H34V142H39L40 144L38 146H32V144L30 145ZM262 143H263V146H262L263 149H260ZM65 144H67V145H65ZM125 144L129 147L131 145L127 141L124 143V146H125L124 148H126ZM64 145H65V147H63ZM108 146H111V145H108ZM258 146H259V148H258ZM69 147H71V148H69ZM145 147L146 146L144 144V150L147 149V151H148L149 150L148 147L147 148H145ZM162 148H163V146H162ZM137 149H139V151H137ZM78 150H80V149H78ZM110 150H112V149L110 148ZM77 151L75 152L76 154H74V155H77ZM256 151L255 152L253 151V153H256ZM182 152H183V149L180 152V150L177 149V147H175V151H174L173 157H172L171 162H170V167H172L174 177L177 179V181H176L177 185L175 187V198H173L172 200L170 199V201H172V204H173V207L170 206V212L172 211L174 217H176V220L178 223V228L182 225V223H184V219L182 218L183 211L187 212V217L185 219H187V223H189V226H191V227H190V229H186V232L191 234L192 237L186 238L187 239L186 241L183 240L181 243V246H180V243L178 242L176 244V246L178 249L185 248V252L191 253V250H190L191 247H196V245H200L201 239L199 237V234H201V233H199L200 227L198 228V222L196 221V219H193L195 217L194 213L191 212L193 210V208H196L197 203L195 205L193 203H191V200L189 199V194H191V193H187V196L185 195L186 192L190 191L188 184L186 185V183H187L186 177H189L190 172H189V168H187V166L183 165V163H182ZM193 152L196 155V151H193ZM101 153H104V152L101 151ZM101 153H99V154H101ZM57 154L59 155V153H57ZM99 154L96 155V156H98V158H95L94 162L92 161L93 164H95V165L93 166L90 164L91 166H93V168H91V166L89 167L94 172L96 171V169L94 168L96 166V164H98V162L101 163V157ZM106 155L107 156L109 155V157H107ZM106 155L105 156H106L107 160L105 159V161H104L103 160L104 157H102V164L107 166L108 165L107 163H109V165L113 166L117 163L118 160L117 159L114 160V157L112 159V157H110L111 154H109V152ZM87 157L84 156L83 158H81L82 160L80 159L77 162V165H75L76 171L74 168L73 169L74 171H72L71 175H74L75 172H76L75 173V175H76L79 172H81L83 170V168H85L86 164H88L90 162L89 160H91L89 157H88L89 160L85 159ZM99 157H100V159H99ZM178 157H179V159H178ZM160 159H161L162 164H164L163 157H160ZM74 160H72V161H74ZM83 160H88V163H87V161H83ZM111 160H114V161H111ZM176 160L178 161V163H176L177 162ZM46 161H48V162L46 163ZM84 162H86V163H84ZM104 162H107V163L105 164ZM53 163L55 166L53 165ZM80 164H82L81 165L82 167L80 166ZM38 165H40V166H38ZM173 165H175V166H173ZM31 167H33V168H31ZM89 168L88 169L86 168L87 169L86 172L90 171ZM92 170H91V174H93V177L98 178L99 175H100V177L98 179H96L95 182L93 181L95 178H93V180H92L93 182L91 181V187H90V184L88 185V187L91 188V189H89L90 191L95 190L94 188L97 187V185H98V187L101 185L99 180L107 178L106 172H104V171H102L101 173L99 172L98 175L95 173L97 176L96 177L94 172H92ZM34 171H36V172H34ZM28 172H30V173H28ZM97 173H98V171H97ZM32 174H34V175H32ZM145 175H148V176L146 177ZM145 175L143 174L140 176V177H142V179L140 177L137 178L139 180V183H137L138 182L137 179L132 182L135 185H136V183L137 184L142 183L140 185H136V187L141 186V187L145 188V189L141 188L142 189L141 190L139 187V189H138V191H142L144 193H143V195H140V194H142L141 192H138V193L136 192V194H132V195H134L132 199L134 201H136L135 202L136 204L133 202V200L131 198H129V200H131V203L133 202L131 204V206H133L135 204L134 205L135 207L134 206L132 208L129 207L130 209H132V211L130 209L128 210V207H126L127 209H125L124 212L122 211V214L123 213H125V214H124V216L122 215L123 218H121V219H125V218L126 219H132V218L135 219L137 216L141 217L144 214H146L147 210L141 211L142 209L144 210V208L149 206V205H147L149 203H147V201H146L147 196H145L146 199L143 198L145 194L147 195L148 193H152V192L155 193L156 192V193H158V195H160V198L162 197L161 195H162L163 190H161V189H163V188H161V186H159V184H157V182H156V184L159 186L158 187L159 191H158V189H155L156 191L155 190L153 191V189L155 187H153L152 184L149 185L150 184V178H149L150 175L147 173ZM82 176H81L82 181H83V179L89 177L88 175L84 176V174ZM144 176H145V179L149 178L148 179L149 181L148 180L145 181ZM2 178H4L5 180H2ZM81 178L79 180L80 183H81ZM140 179H141V181H140ZM147 181L149 182L148 187H147ZM180 183H181V185H180ZM93 185H94V187H93ZM182 185H183L184 191L182 189ZM127 187H129V184ZM146 187H147V189H146ZM131 189L132 188L127 189L125 191L126 193H125L124 198H128L131 195V194L129 195V193H130L129 190H131ZM160 191H161V194H160ZM133 193H135V192H133ZM126 194H127V197H126ZM158 195L156 194V196H158ZM195 197L196 196H194V198ZM137 202H141V203H139L140 205ZM137 204L139 205V208H137V206H138ZM144 204H146V207H143V206H145ZM140 207H141V210H140ZM119 208H120V205H117V207H115L117 212H119V211L121 212V210H118ZM134 208L137 210L139 209L140 212H138L136 210V212H138V213H134L135 212ZM122 210H123V207H122ZM117 212L116 213H110V215L103 214L104 215L103 217H104V219H107V220L112 219L109 217H113V219H114V217H116L115 215H117ZM130 212H132L133 214ZM142 212L143 213L145 212V213L143 214ZM126 213H127V215H129V217L132 215L133 216L129 218L126 215ZM113 214H115V215L113 216ZM134 214H138V215L136 216ZM106 216H108V217H106ZM202 220H204V219H202ZM202 220L199 219V223H201ZM127 222L128 221H125V224ZM181 234H182L181 232L180 233L176 232V238L178 237L179 239H181L182 237H184V235H181ZM154 235H155V230H154V234L152 235V243H151L152 247L149 250V252H151V260H153V263L157 262V264H158V258L160 257V252H159L160 249L157 247V244H155ZM223 235H224V233H223V231H221L219 237L223 238ZM187 244H188V246H190L189 248H187V246H186ZM178 257L179 256H177V260H172L169 256H167V263L166 264H187V263L181 262Z\"/></svg>",
	"mask_w": 264,
	"mask_h": 264
},
{
	"label": "crops",
	"instance_id": "0c3cea01",
	"mask_svg": "<svg viewBox=\"0 0 264 264\" xmlns=\"http://www.w3.org/2000/svg\"><path fill=\"white\" fill-rule=\"evenodd\" d=\"M12 15V0H0V38H6L5 36L11 32L6 26L8 23L12 22ZM0 59H2V57ZM3 60L1 61L3 62Z\"/></svg>",
	"mask_w": 264,
	"mask_h": 264
},
{
	"label": "water",
	"instance_id": "95a60500",
	"mask_svg": "<svg viewBox=\"0 0 264 264\" xmlns=\"http://www.w3.org/2000/svg\"><path fill=\"white\" fill-rule=\"evenodd\" d=\"M217 24L221 25L222 23L221 22H217ZM252 30H254V28H252ZM2 49H3L2 44H0V56L2 54Z\"/></svg>",
	"mask_w": 264,
	"mask_h": 264
},
{
	"label": "trees",
	"instance_id": "16d2710c",
	"mask_svg": "<svg viewBox=\"0 0 264 264\" xmlns=\"http://www.w3.org/2000/svg\"><path fill=\"white\" fill-rule=\"evenodd\" d=\"M2 59H0V65L2 64V61H1Z\"/></svg>",
	"mask_w": 264,
	"mask_h": 264
}]
</instances>
